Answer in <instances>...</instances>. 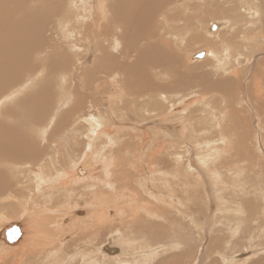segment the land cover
I'll use <instances>...</instances> for the list:
<instances>
[{
    "label": "rangeland",
    "instance_id": "rangeland-1",
    "mask_svg": "<svg viewBox=\"0 0 264 264\" xmlns=\"http://www.w3.org/2000/svg\"><path fill=\"white\" fill-rule=\"evenodd\" d=\"M57 1L58 0H56L55 2H57ZM175 1L176 0H173L171 5L169 4L168 7L173 8L172 6H173V3ZM180 1L181 0H179V3L177 4L176 10H173V11L179 10L181 8V7H179V6H181V3L182 4L185 3V5L187 6L186 11L189 12V14L191 16L190 17L191 25L189 24V27H188L189 34H191V36L194 37L193 39H195V41L191 40V43L189 42L186 45L183 44L181 50H179L180 53L185 52V54H186L185 56L188 57L187 60L189 62L184 61L183 64L180 65V68H179L180 75L186 74L185 76L187 77L186 79L188 81V84H185V83H187V81H185L183 79V82L185 81L184 86L183 85L174 86L171 89H173V90H180V89L185 90L187 88L188 90L186 89L185 93H183L182 91H175L174 94L178 97L174 96V94L172 92L169 94L168 101L170 104L174 105L171 107V109L173 108L171 114L173 115L175 113L176 109L179 107V105H181L182 102L179 103L178 102L179 99H177V98H180V96L182 94L185 95V94H188V93L190 94V93H194V92L198 93V94H202L204 91V92H206L205 93V96H206L205 99H202V102H204V103H206L204 100H209V99L214 98L213 102L216 104V107H217L215 110V114L217 115L218 118H217L216 126L212 127V129H210L208 131V135L212 134L211 135L212 141H216L219 144L225 145L222 149L223 152L225 151L224 153H222V159L226 160V162L228 161L229 163H231V165H229V168L227 166H225L224 169L227 167L224 170L225 173L219 172V170H221V169L219 167H216L217 157H215V159H211L209 161H206L209 163L206 166V168L207 167L208 168L207 169L203 168V170H202L201 169L202 167L200 166V164L203 163V161L199 157V153H198L199 149L197 147L198 142L202 141V140L196 141L195 139H189L187 137L184 138V140H186V143H183L184 147L187 149L186 152L184 153V157L189 156V155H190V157H187V159L183 160V161H180V160H177L174 162L169 161V159L167 157V152L169 150L173 149V145H172L173 136H172V134L174 132L171 124H175V126H176L175 129H177V127H179L178 123H176V121L175 122L174 121L173 122L172 121L171 122L165 121L159 117L156 119V121L153 119H150V118L157 117L158 115L156 114V115L152 116L151 113H148L149 111L146 109V107L150 106V105L149 104L145 105V102L149 101V98L144 96V94H143L144 90H141L142 94H143L141 99H137V96L133 92L127 93V90L125 88L123 89V85L126 87H128V86L130 87L131 85H133V83L135 84V83H137V81H139V80H137L138 79L137 68H138V70L144 69V60L147 61L145 59L147 57L144 58L143 56H145L146 53H143L137 57L136 56H125V57H123V55H125L124 52H121V56H119V54H120L119 52L123 51V50H121V48H118V49L114 48L113 49V47H114L113 46L110 49V50L116 51V52L111 51L112 55H110V56L121 57V59L126 58L127 61H130L129 64L132 65V67L134 69L131 70L130 72H126V73L122 72V76L121 75L119 76V80H117L120 82L118 87L121 89L120 90L121 96L119 98H116L113 100L108 99V97L110 95L109 93H113V91H114V89L111 88V83L113 81L111 79L110 82L108 83L110 88L107 91L106 90L98 91L89 100L85 101L86 99H84V102L90 101L88 108H87L88 111L89 110L90 111L89 112L87 111L88 113H86V114L85 113H79L78 110L76 109V108H79V104L74 102L75 99H77L76 95H80V93L77 92L78 90H70L69 89V90H57L56 91L55 88H54V90L53 89L49 90L52 88V83H54V84L58 83V85H62L63 79H61L58 76L54 77V78H52V75L47 76L48 70L44 69L41 77L37 81V84H35V86L29 90H23V93L19 96L20 102L22 100L21 105H22L23 109L25 107L29 106L31 103L33 105L41 104L42 114L36 110H34V113H33V110L30 111L32 115L28 118L29 121L27 120L29 123L27 122L23 125L21 123V129L24 132L29 133V135H25V137H23V138L21 137L20 139L17 138V140L16 139L13 140V148L12 149L16 150L14 148V147H16L17 152L14 151L15 152L14 153L12 150L11 153L13 152V154H15L16 157H15V155L13 156L11 154V156H13V159L7 157L8 163L5 165L2 163V165L0 167V170H3V171H0V175H1L0 186L3 185V183H5V184L7 183V185L3 189V191H5V193L3 191H1L0 193L1 194H8L9 192H13V193H11V199L10 200H8L7 202H2L0 204V233H1L2 229H4L8 224L18 223V222H19L18 223L19 225H21V226L23 225L25 227V233H26V236L20 238L19 239L20 241L18 240L17 241L18 243L16 242V244H8V243H6L5 238H2L0 236V254H2V255H0V264H6V263H4V261L7 262V264H18V263L19 264H34V263H31L30 260H32L33 262L35 261V264H40V262H43L41 260V252L40 251L43 247V240L46 236L49 237L48 239L50 240V243H52V245L54 247V251H55L53 256H51L49 258L48 262H54V261H56L55 260L56 257L57 258L60 257L59 259H61L62 264L63 263L64 264H70L71 260L76 258L78 252L82 251V252L86 253L85 255H87L88 249L90 250V247H91V242L88 243V238H89V235L91 233L90 234H85V233L92 229V226H93L92 224L94 223V221H91V223L88 225V227H86L87 224L86 225H83V224H84L85 220L88 221L86 219L87 215L85 213H83V214L79 213L78 214L79 209H84V208L87 209L92 202L90 196L88 195L87 190H83L84 182L81 181L80 183L78 182L79 184L78 183L76 184L73 181H66L67 186H68V191L58 192L56 197L52 198L50 201L48 199H44L43 198V194L45 193L44 190L47 187L49 189H53L54 187L52 186L53 184L45 182V184L42 183V189H40L41 179L38 178L41 175L40 169H39L40 166L35 167V164H33V167H32V164L28 166V164L24 158L25 153L22 152L23 146L26 144L25 142H29L30 144H32V145L34 144V145H37L39 147L41 159L44 160V164H43L44 165L43 166L44 175L42 176V179L47 180L50 177H54L55 175L58 174V171L71 170L72 165H70V164L74 161L75 155H82L84 150H89V153H88L89 158L88 159L90 161L96 162V164L94 165V170H95L94 174L99 173V177L97 179H102V180L103 179L104 180L111 179V182L108 185L107 189L103 188V192L105 191L106 194H108V198H109L108 200L112 202L110 205L111 209H116L115 210L116 211L115 216H119V217H118L117 221L115 220L113 223H108L102 229H100V233H99L100 237H98V239L94 242V245L96 247H98L100 243H102L103 241H106V240L107 241L108 240L113 241L112 244L121 246V242H120V239L117 235L116 228L119 227L120 224H123V220H122L123 219L122 218L123 213L122 212L126 208H128L127 206L130 205L129 203L123 201V199H124V197H137V196L142 194L141 196L143 198L140 196V199L142 201H145V202L148 201V203H150L153 206L156 205V207L160 206L159 208H161L163 210L168 208L171 210V213L175 216V219H173V218H170L172 215L168 214L163 219V218H157V217H154L151 215H147L146 218L143 216V218H141L136 224L134 222H130V223H133L131 225V228H130L131 231H134V232L137 231L139 234H142V233L146 234V239H143L140 242L141 247H144V251H146V253L144 255L150 254L151 248H154V249L159 248L158 249L159 253L157 255L156 254L152 255V259L145 262L146 264H224V262H225V264H227L229 262H232V259L235 261V262H232L234 264L238 261L241 262V264H244V263H246V264H248V263L249 264H264V233H263L264 232V228H263L264 227L263 226L264 218L256 220L253 222V224H255L254 226H257V228L260 231L259 230L257 231V236L254 239V241H258V239H259V241L257 242V244L254 245L253 248H251L252 251L250 249L248 252L245 251V253L243 254L244 256L240 254L243 251L242 244H241V243H243V240L242 241L236 240V242L241 247L237 244L238 247L236 246L235 251H230V249L226 247V242L229 241L230 239H233V237H234V236L233 237L231 236L232 230H230V229H232V225L226 226V223L224 221L218 220L219 218L222 220H227V217L222 215V213L218 210V208H219L218 206L216 208L213 205L211 206L210 203H213V202L212 201L209 202L207 199L208 196H207L206 192L202 191V189H201L202 179L200 178L203 175H205V177H210L211 175L212 176L214 175L215 177H217L216 183H215V185H216L219 182V180H221L224 177L226 179V183H227L226 186L229 185L227 187L226 192L223 193V195H221L225 198V200L228 199V201H232V200H230L231 196H235V197L238 196V197H236L237 199L241 198L243 196L246 200L249 199L251 201L253 208L258 207V206L262 207V205H264V36L257 28V26L259 25V22H257V20L259 18H261V15H260L261 11H258L255 8L251 9L249 11V14L251 16L249 18H246L244 22L239 23L238 26H235L236 24L233 25V23L235 20L234 17H236V15H237V10L232 9V7L234 5H236V6L241 5L242 3L240 2V0H227V1L226 0H185L183 2H180ZM119 2H123V0H105V6L110 5L108 13H109L110 19L112 20V24H114L115 21L117 19H120V17H121V13H119V14L115 13L114 14V12H113L114 11L113 5H115ZM132 5H145V6L151 7L153 5V0H149L145 4H140L139 0H126V2L123 5V14L125 16H127L128 18H130L131 12H129V11H131L130 6H132ZM63 7H61V8H63ZM141 10H143V11L146 10V7H141ZM241 11L243 12V9H241ZM255 11L257 12V14L254 13ZM174 13L177 14V16H179L180 20L182 21V18L185 15V13L178 12V11L174 12ZM238 17H239V15H238ZM229 20L231 21V25L228 23ZM117 21H119V20H117ZM55 22H56L55 17H52L49 20H47V32H46L45 37L50 39L49 34L51 35V33L56 32L57 25ZM217 22L218 23L219 22H221V23L225 22L226 24L225 25L221 24V28H219V31L217 33H215V30H212L213 35L210 36V34L207 31H208V29L211 30V25L215 24ZM247 22H249V24L252 27L247 26V24H246ZM119 24L126 26V24L123 23L121 20L118 22V25ZM130 25L136 26L135 24L133 25V23H131ZM174 25H175V27H180V24H174ZM127 31H130V30H127ZM132 31H135V30H132ZM113 33L114 32L112 30V34ZM194 34L197 35L198 37H195ZM198 38H199V41L197 40ZM230 43H233V46L236 45L234 47V51H235V48L238 46V48H240L242 52L245 51V54L238 56L239 58L237 56H236V58L234 56H230L227 58V60H224L222 58L223 62L226 61L225 68H227V69L226 70H215L216 68H214V65L216 63H218V65H221L219 59L221 58L220 56L223 53V47H225V46L230 47ZM245 45H246V47H245ZM53 49L54 48H50V51L52 50L51 53H54ZM210 49H212L215 54H218L219 57H216V56L214 57L213 55H207V56L203 55L201 57H197V54L209 51ZM72 51L77 52L78 50L73 49ZM117 53H118V56H117ZM130 57H132V58H130ZM136 58H138L140 60H138ZM141 58H143L144 60ZM94 60H95V58H93L92 61L89 63L83 62V64L80 66L81 69L82 68L83 69L79 72L80 76L78 77V80L81 81L83 79V74L81 72L84 69H86L87 67L89 69H91L93 67ZM176 63L177 62H173L170 67H167V68H169V71H171V72L174 71L173 73L167 74V75H165V77L163 76L162 79L159 78V80H161L160 82H157V83L155 82L151 85L156 86V88H158L159 91H162V92L166 91V93H167V91H169V90H165V89H167L166 84L172 85L175 83V84L179 85L181 83L178 81L179 75H178L177 71H175L172 68V67L176 66ZM86 64L87 65L89 64V65L87 66ZM114 65L115 64L113 62V66ZM2 66L4 69H2V67L0 65V71H1L0 73L6 71L5 64ZM21 66H22V70L27 71V68L25 67L24 64L23 65L21 64ZM33 66H35L36 68H41L42 64L39 61H33ZM185 69H188V71H192V72H188ZM151 72H152L151 75L154 78L157 77V73H159V74L162 73V72H157L154 70L152 71V69H151ZM163 73H166V72H163ZM191 73H192V75H191ZM28 75H31V74H28ZM35 76H38V74H36ZM46 76H47V83L45 84ZM180 79H181V77H180ZM226 80L229 82V85L226 84V82H225ZM67 81H72V80L69 79ZM117 81L115 82L116 85H117ZM44 85L46 86L45 89L41 90ZM63 86H65V85L63 84ZM196 88H197V90H196ZM223 88H225V89H223ZM207 90H230L229 93L227 92L228 94L226 93V97L228 96L230 101H221V99L219 97L220 94H218L217 96H216V94H213L214 95L213 96L210 93L208 94ZM259 90L261 93L258 92ZM59 91L61 93L58 94ZM73 91L74 92L76 91L77 93H74ZM65 92L66 93L68 92L70 94V96H74V99L66 101L67 103L62 102L63 101L62 98L66 94ZM257 92H258V95H257ZM82 94L84 95V92H82ZM34 95H36V96H34ZM51 95L52 96L54 95V96L52 97ZM44 96L46 97V103L43 99ZM101 96L102 97L104 96L107 99L106 101H104V104H107L110 106H107V107H106V105L102 106V103H100ZM47 97H49V98H47ZM159 97L162 98V94H159ZM189 97L186 96L183 100L186 101V99ZM55 98H57V99H55ZM72 102H73V104H72ZM63 103H65L66 106H64L65 104H63ZM222 103H223V106H222ZM225 103H226V105H225ZM82 105H83V101H82L81 106ZM199 105L200 104L195 105V106L189 105L187 108V110L189 109L188 112L190 114H192L190 111L194 112L193 113V116L195 115L194 117L199 116L200 112H201L199 110L201 105L200 106ZM226 107H228V108H226ZM123 109L125 112L123 111ZM187 110L185 112H187ZM221 111H222V113H220ZM217 112L219 115L220 114L221 115L218 116ZM105 113H106V115H105ZM195 113H197V114H195ZM55 114H56V116H55ZM80 114L82 115V123H81V126H79L80 125V119H81L80 118L79 119V125H78L79 128L78 127L75 128L76 129L75 132H77V130L79 129L77 134L79 132L81 134H83L87 130L86 127H83L84 125L87 124L86 123L87 120L91 121V123L93 124V126H92L93 129L90 130L92 140L90 139L91 141H90V148L89 149L82 144V142H83L82 138L78 137L75 139L70 134L67 135L68 140H66V137H65V131H68L69 129L72 128L71 126H73L75 124L74 119L77 117H81ZM99 114H103L104 118L102 116L100 117ZM125 114H126V116H125ZM144 114H145V116H144ZM209 115L212 118V113H209ZM105 116H107V118ZM35 117H36V119H35ZM93 117L97 118V120H93L92 119ZM113 117H115V118H113ZM38 118L39 119L41 118L42 121L39 120ZM66 118L69 120L68 125L71 124V126H69V128H68V126L65 127L66 122H64V120ZM108 119L110 120V123L108 122L109 121ZM159 119H160V122H158ZM118 120H119V122H118ZM13 121H14V118H13ZM89 121H88V123H89ZM46 122H47V124H50V122H51L52 126L51 127H50V125L46 126L47 125ZM122 122H124V123H122ZM163 123H165L164 125L171 126V129L173 131L170 128L169 129L171 131H169V129L167 127H164ZM114 124H116V125H114ZM137 125H139V126H137ZM217 125H218V127H217ZM58 126L60 127V129ZM124 126H126V127H124ZM42 127H44V128H42ZM56 130H58V131H56ZM60 130H61V132H60ZM46 131H47V133H46ZM56 132L58 135L56 134ZM164 132H165V134H164ZM200 133H203V131H201ZM73 134H75V133H73ZM77 134H75V135H77ZM86 134H87V132L84 133V135H82L84 137V140H88L85 137ZM42 135L43 136L46 135L47 137H44L45 138L44 139L42 137ZM55 135H57V136H55ZM127 135H129V136H127ZM143 135H144V137H143ZM206 135L204 134L205 137H206ZM210 135H209V137H210ZM157 136L159 137V139ZM113 137H117V139L113 138ZM122 137H124V138H122ZM147 137H149L150 139ZM220 137H222V138H220ZM5 139L8 142V140H7L8 138L5 137ZM228 139H229V141H228ZM19 140L22 143H20ZM27 140H30V141H27ZM102 140H103V142H104V140L105 141L107 140V141L104 142V144H103ZM65 141H66V143H65ZM78 141L80 143H78ZM134 141H135V143H134ZM95 142H97L98 144ZM190 142H191V144H190ZM192 142L194 145L192 144ZM140 144H141V146L142 145L143 146L139 147ZM126 145H127V147H126ZM153 145H154V147H153ZM150 146H151V148H150ZM18 148L20 149V154H18L19 153ZM58 148L60 150H62V149L65 150L64 154L62 151V154L60 155L61 157L59 159H57V161H52V163H51V160L49 161L48 157H49V155L52 154V151H54ZM91 148H92V150H91ZM100 148H102V149H100ZM144 148H145V150H144ZM149 149H152V152ZM165 151H167V152H165ZM204 151L205 150H201L200 153H202ZM114 152L116 153V155H114L115 154ZM159 153H160V155H159ZM162 153H164V154H162ZM165 153H166V155H165ZM204 153H207V152H204ZM232 153H234L233 155H235V157L232 155ZM236 153H238V154L236 155ZM129 154H130V156H128ZM239 154H241V155H239ZM131 155H132V157H131ZM22 156H23V158H22ZM239 156H240V158H239ZM109 158H112L113 160L109 159ZM125 158H126V160H125ZM243 158H244V160H243ZM22 160H24V161H22ZM130 161H132V162H130ZM153 161H154V164H152ZM124 162H126L127 164L129 163V164L127 165ZM133 162H135V163H133ZM136 162H138V163H136ZM254 162H255V164H254ZM9 163H10V165H9ZM50 163H51V165H50ZM17 164L19 167L17 166ZM24 164L26 166L23 167ZM105 164L107 166L104 169L103 168H102V170H101V168L99 169L100 165H105ZM140 164L142 166H138ZM212 164H214V165H212ZM238 165H240V166H238ZM212 166H215V168H213ZM230 168H231V170H230ZM25 169H27V170L25 171ZM129 169H131L132 172ZM160 169L163 170V172ZM214 169H216L215 170L216 173H214ZM142 170H144L143 171L144 173L142 172ZM204 170H211V171H209V173H207ZM100 171L103 173H101ZM127 171H128V173H127ZM229 171H231L232 173L239 172L240 173V175H239L240 179H238L237 181H233L232 176L229 174ZM147 172H148V174H147ZM104 173H106V174H104ZM124 174L126 176L128 174H131L132 176H134V178L136 180L133 182V184H134L133 188L134 189L125 188L124 190H125L126 195L123 194L124 195L123 198L120 199L118 197V190L122 189L123 184L119 180H121L125 176ZM156 174H157V176H156ZM183 174H184V176H183ZM116 175H118V176H116ZM194 176H196V177L194 178ZM219 176H221V177H219ZM142 177L144 179L146 178V180H147L146 184L148 186L147 188H149V189H145V186H146L145 183H143L141 185V187H143L142 190L140 189V184L142 182L141 179H143ZM161 178H163V179L161 180ZM16 180H17V182H16ZM156 180H158V181H156ZM199 181H200V183H199ZM255 181H257V182H255ZM210 182H211V180L208 183H210ZM244 182H245V184H244ZM14 183L16 185H14ZM248 185H250L251 187ZM238 186H240L241 188ZM193 187L198 188V190L193 192L192 195L187 196L183 192V190H189L190 191ZM229 188H231L230 190L232 191V193H231V191H228ZM38 189H40V192L35 193V191H38ZM248 189L249 190L251 189V191H249ZM110 190H112L113 193H111L109 195ZM115 190H117V191H115ZM156 190H157V192H156ZM220 190H222V186L219 189V191ZM262 190H263V193H262ZM180 191H181V193H180ZM116 192H117V194H116ZM131 192H132V194H131ZM140 192H141V194H139ZM212 193H214V191ZM249 193H251V194L249 195ZM210 194H211V192H210ZM245 194L247 195V197H245L246 196ZM86 195H88V196H86ZM128 195H130V196H128ZM149 195H151V196H149ZM14 196H15V198H14ZM178 198L180 200H178ZM14 199H15V201H14ZM151 201H152V203H151ZM74 202H77V204L79 203L78 206ZM120 202L121 203L123 202V203L121 204ZM177 202H178V204H177ZM133 203H136V200H134ZM123 205H124V207H123ZM215 205H217V204H215ZM218 205L221 206L222 204L219 203ZM50 207L52 210L50 209ZM64 207H65V209H64ZM48 208L51 211L48 210ZM211 208H215L213 212L211 211ZM17 209H18V211H17ZM14 210L16 211L15 214H14ZM119 210H121V211H119ZM45 211H48V212L45 213ZM67 211H69V212H67ZM2 212H3V214H2ZM74 214H75V216H74ZM209 215H210V217H209ZM214 215H216L217 217H215ZM218 215H220V216H218ZM83 216H86V217L83 218ZM68 218H69V220H68ZM208 218H209V221H208V223H206ZM15 219L18 221L17 222L14 221ZM72 219L74 221H72ZM88 219L91 220L90 217ZM11 221H12V223H11ZM21 222H24V224H22ZM76 222H78V223H76ZM154 222H155V224H154ZM199 223L202 225L201 227H200ZM160 226H161V228H160ZM223 226H224V228H223ZM168 227H170L171 229H172V227H175L177 229L176 231L179 233V235H181V236L183 235V238L186 237L185 240H187V241H185V243L182 245L177 244L176 248H170V246L174 243V240L173 239L166 240V238H165L164 234L166 231H164V229L170 230V228H168ZM260 227H261V229H260ZM29 229H31V230H29ZM60 229H61V231H60ZM138 229H140V230H138ZM262 229H263V231H262ZM44 231L46 232V234ZM185 231H187V232H185ZM123 232H124V228H123ZM220 234H221V236H220ZM37 237H38V239H37ZM220 237H222V239ZM225 238H227L226 239L227 241L225 240ZM236 239H237V237H236ZM83 241H85V243ZM107 241H106V243H107ZM63 243H64V245H63ZM80 243H83V244H81V246H80ZM40 244H42V245L40 246ZM2 245H3V247H2ZM246 245L248 247H250L251 242L250 241L246 242ZM256 245H258V246H256ZM9 246H11V247H9ZM14 246H16L17 248ZM35 246H37L38 248ZM39 247H40V249H39ZM141 247H139L138 251H140V249H143ZM59 248H60V250H59ZM187 248H190V249H187ZM218 248H219V250H218ZM255 248H257V249H255ZM228 249H229V251H228ZM37 250L39 251V254L37 253ZM75 250L77 252H75ZM216 250H218L220 252H218ZM57 251H59V252L56 253ZM95 251L96 250H94V253H97V251L96 252ZM221 251H222V253H221ZM239 251H240V253H239ZM2 252H4V253H2ZM32 252H34V254ZM123 252L124 251L122 249L121 253L124 256L121 253H119V255L117 254V255H113V256H115L119 259L122 258L121 259L122 261L124 259H125L124 261H131L132 257L138 256V254H139L138 252H135V253L132 252V250H127V251H125V253H123ZM228 252H229V254H228ZM235 252H237V253H235ZM256 252L258 254H256ZM14 253H16V254H14ZM230 253H232V254H230ZM6 254L9 255V257ZM37 254H38V256H37ZM251 254L253 255L252 257H254L255 259L252 257L250 258L251 260L249 259ZM237 255H239V256H237ZM2 256H5V259ZM36 257H38L37 259H39V260H36ZM222 258H224L223 259L224 261L221 260ZM245 258H247V259H245ZM13 259H15V260H13ZM27 259H28V262H27ZM78 259H79V257H78ZM200 259H202V260H200ZM20 260H22V262ZM36 261H37V263H36ZM239 262L237 264H240ZM85 263L86 262H84V263L82 262V264H85Z\"/></svg>",
    "mask_w": 264,
    "mask_h": 264
},
{
    "label": "bare ground",
    "instance_id": "bare-ground-1",
    "mask_svg": "<svg viewBox=\"0 0 264 264\" xmlns=\"http://www.w3.org/2000/svg\"><path fill=\"white\" fill-rule=\"evenodd\" d=\"M56 0H0V65L3 68L2 65L5 64L6 66V71L0 73V167L2 165V163L5 165L8 163L7 157L8 158H12L15 154H13L14 151L17 150L16 147H14L16 150H13V140H17V138H23L25 137V135H29V133L24 132L21 129V123L22 125L27 123L29 120L28 118L32 115L30 111L34 110L38 111L39 113L42 114V107L41 104L39 105H32L30 104L29 106L25 107L24 109L22 108L21 102H20V95L23 93V90H29L32 87L35 86V84H37V81L39 80V78L41 77L43 70L47 69L48 75H52V78L54 77H60L61 79H63V84L65 86L62 85H58V83L54 84L52 83V88L49 90H54V88L57 90H78L77 92L80 93V95H76L77 99H75V103L79 104V108H76L78 110L79 113H88V105L90 103V101L88 102H84V99H86L85 101L89 100L92 96H94L98 91L101 90H108L110 87L108 85V83L110 82V80L112 79V83H111V88L114 89L113 93H109V97L108 99L113 100L116 98H119L121 96L120 93V88L118 87L120 82L117 81L119 80V76H122V72L126 73V72H130L131 70H133L134 68L132 67V65L129 64L130 61H127L126 58L121 59V57H115V56H110L112 55L110 50L113 46V49L116 48H121V50L119 53V56H121V52H124L125 55H123V57L125 56H139L143 53H146L145 56H143L147 61L144 60V69H140L138 70L137 68V73H138V79L139 81H137V83H133V85H131L130 87H126L123 85V89L125 88L127 90V93L129 92H133L136 96L137 99H141L142 95L144 94V96H146L147 98H149V101L145 102V105H150L147 106L146 109L149 111L148 113H151V115H158L157 117L154 118H150L156 121V119L162 118L165 121H176V123H178L177 129L175 124H171L173 127V149L169 150L167 152V157L169 159V161L174 162L177 160L183 161L186 160L187 157H184V153L186 152V148L184 147L183 143H186V140H184L185 137L189 138V139H195L196 141L198 140H202L198 142V149H199V157L202 159L203 163L200 164V166L202 167L201 169L203 170V168H206V166L209 164L206 161H209L211 159H215V157H217V163H216V167H219L221 170H219V172L223 173L224 170L228 167L229 165H231V163L226 162V160L222 159V153L223 152V147L225 146L224 144H219L216 141H212L211 140V135L209 137L208 135V131L210 129H212V127L216 126V122H217V115L215 114V110H216V104L213 102V99H209V100H204L206 103L202 102V99H205V93L203 91L202 94H198V93H188L185 95H181L178 102L181 103V105H179V107L176 109L175 113L172 115V109L171 107L174 106L173 104H170L168 99H169V94L172 92L173 94L175 93V91H182L183 93H185V90H173L171 89L174 86H180V85H185L188 84L187 81V77L185 75H180L179 73V68L180 65L183 64L184 61H188L184 53H180L179 50H181L183 44H187V43H191V40L195 41V39H193L194 37L191 36V34H189V24L191 25L190 21V14L189 12H187V6L181 3V7L179 10H177L178 12H183L185 13V15L182 18V21L180 20L179 16H177V14H175L174 12L177 11H173L176 10L177 4L179 3V0H176L173 3V8L168 7V5L172 3L173 0H153V5L151 7L145 6V5H132L130 6V18H128L127 16H125L123 14V5L126 2V0H123V2H119L115 5H113L114 8V14H119L121 13V17L120 19L117 20H121L123 23L126 24V26L119 24L116 19L115 23L112 24V20L109 17V7L110 5L105 6V0H58L57 2H55ZM149 0H139L140 4H145L146 2H148ZM185 0H181L180 2H183ZM227 1V0H226ZM240 2L242 3L239 6L234 5L232 7V9H236L237 10V15L236 17H234V23L233 25L238 26L239 23L244 22L246 18H249L251 15L249 14V11L251 9H257L258 11H261V18H259L257 20V22H259V25L257 26L258 30L263 34L264 36V0H240ZM64 6V7H63ZM63 7V8H61ZM141 7H146V10H141ZM129 8V7H128ZM241 9H243V12L241 11ZM229 11V10H228ZM245 15H244V14ZM255 14H257V12H254ZM193 14V13H192ZM239 15V17H238ZM247 15V16H246ZM55 17L56 18V25H57V30L54 33H51L50 39L45 37L46 36V32H47V20H49L50 18ZM141 19V20H140ZM226 20V19H225ZM133 23V25L135 24L136 26H131L130 24ZM228 23L231 25V21L229 20ZM112 24V25H111ZM174 24H180V27H175ZM221 24H226L225 22L221 23V22H217L215 24L211 25V30L208 29V33L210 34V36L213 35L212 30H215V33H217L219 31V28H221ZM247 26L252 27L249 22L246 23ZM129 26V27H128ZM112 30H113V34H112ZM130 30V31H127ZM135 30V31H132ZM195 35V34H194ZM52 36V37H51ZM195 37H198L197 35H195ZM201 39V38H200ZM199 41V38L197 39ZM201 41V40H200ZM239 45V44H238ZM236 46V45H235ZM233 43H230V47L229 46H225L223 47V53L221 54V58L219 59L220 64L218 65V63H216L214 65V68H216L215 70H226L227 68H225V64L226 61L223 62L222 58L224 60H227L228 57L230 56H234L236 58V56H240L245 54V51H241L240 48H238V46L235 48L234 51V47ZM246 47V45H245ZM50 48H54L53 51L54 53H51ZM73 49H77L78 51H72ZM183 51V50H182ZM181 51V52H182ZM248 51V50H247ZM113 52H116L115 50ZM204 56L207 55H213L214 57H219L218 54H215L214 51L212 49H210L209 51L206 52H202ZM182 54V55H181ZM104 55V56H103ZM202 55V56H203ZM110 56V57H109ZM118 56V53H117ZM141 57V56H140ZM197 57H201L198 56ZM95 58L94 60V65L91 69H89L88 67L86 69H84L81 73L83 74V79L80 81L78 80L79 72L83 69H81V65L83 64V62L85 63H89L92 61V59ZM120 58V59H119ZM132 58V57H130ZM205 58V57H204ZM239 58V57H238ZM138 59V58H136ZM135 59V60H136ZM140 60V59H138ZM137 60V61H138ZM33 61H39L42 64L41 68H36L35 66H33ZM136 61V62H137ZM113 62H114V66H113ZM134 62V61H133ZM141 62V61H140ZM173 62H177L176 66L172 67L175 71H177L178 75H179V82H181L179 85L177 84H166L167 89L165 90H169L167 91H159L158 88H156V86L151 85L153 83H157L160 82L162 79V77L167 74L173 73L171 71H169V68L171 64ZM189 62V61H188ZM84 63V64H85ZM139 63V62H138ZM143 63V62H142ZM21 64L25 65V67L27 68L26 70H22V66ZM133 64V63H132ZM87 65V64H86ZM89 65V64H88ZM87 65V66H88ZM135 66V65H134ZM136 67V66H135ZM184 67V66H183ZM151 69L152 71H157V72H162L161 74L157 73V77L154 78L151 75ZM182 69V68H181ZM180 69V70H181ZM189 69V68H188ZM188 69H185L188 71ZM76 72H74V71ZM123 70V71H122ZM1 72V71H0ZM166 72V73H163ZM188 72H192V71H188ZM219 72V71H218ZM240 72V71H239ZM5 73V74H4ZM75 73V74H74ZM80 73V74H81ZM241 73V72H240ZM31 74V75H28ZM36 74H38V76H35ZM28 75V76H27ZM127 75V74H126ZM133 75V74H132ZM192 75V73H191ZM47 76L45 78V84L47 83ZM82 76V75H81ZM156 76V75H155ZM181 77V79H180ZM81 78V77H80ZM125 78V77H124ZM175 78V77H174ZM57 79V78H56ZM72 80V81H67V80ZM183 79L185 81H187V83L184 84ZM124 80V79H123ZM135 80V79H134ZM175 80V79H174ZM117 81V85L116 82ZM126 82V81H125ZM124 82V83H125ZM170 82V81H169ZM192 82V81H191ZM219 82V81H218ZM226 84L229 85V82L226 80L225 81ZM60 83V82H59ZM196 84V83H195ZM255 84V83H254ZM162 85V84H161ZM198 85V84H197ZM259 85V84H258ZM199 86V85H198ZM197 86V87H198ZM45 85L43 86V89H45ZM164 87V86H163ZM182 87V86H181ZM187 87V86H186ZM213 87V86H212ZM259 87V86H258ZM161 88V87H160ZM159 88V89H160ZM165 88V87H164ZM183 88V87H182ZM185 88V87H184ZM225 89V88H223ZM143 94H142V91ZM154 90V91H153ZM158 90V91H157ZM188 90V89H187ZM197 90V88H196ZM40 91V90H39ZM84 92V95L82 94V92ZM124 91V90H123ZM200 91V90H199ZM232 91V90H231ZM69 92V91H68ZM66 93L65 96L62 98V102H66L69 100H73L74 96H70L69 93ZM74 92V91H73ZM76 91L74 93H77ZM161 92V93H160ZM201 92V91H200ZM213 92V93H212ZM229 93L230 90H207V93L209 94H216V96L218 94L221 101H230L229 97H226V93ZM260 92V90L258 91ZM257 92V95H258ZM263 92V91H262ZM34 93V92H33ZM50 93V92H49ZM55 93V92H54ZM61 93L60 91L58 92V94ZM63 93V92H62ZM125 93V92H124ZM181 93V92H180ZM227 93V94H228ZM232 93V92H231ZM261 93V92H260ZM37 94V93H36ZM51 94V93H50ZM159 94H162V98L159 97ZM41 95V94H40ZM45 95V94H44ZM47 95V94H46ZM63 95V94H62ZM61 95V96H62ZM108 95V94H107ZM178 95V94H177ZM232 95V94H231ZM230 95V96H231ZM32 96V95H31ZM36 96V95H34ZM38 96V95H37ZM49 96V95H48ZM52 96V95H51ZM54 96V95H53ZM52 96V97H53ZM158 96V97H157ZM174 96H176L174 94ZM186 96H190L189 98L186 99V101H184L183 99ZM214 96V95H213ZM100 97V96H99ZM98 97V98H99ZM178 97V96H176ZM232 97V96H231ZM49 98V97H47ZM45 103H46V97H43ZM57 99V98H55ZM107 99L103 96H101L100 98V103H102V106H110L107 104H104V101H106ZM26 101V100H25ZM83 101V105L81 106ZM247 101V100H246ZM37 102V101H36ZM141 102V101H140ZM28 103V102H27ZM67 103V102H66ZM69 103V102H68ZM96 103V102H95ZM94 103V104H95ZM187 103V104H186ZM65 104V103H63ZM73 104V102H72ZM120 104V103H119ZM200 104L201 107L199 108L200 115L197 117L193 116L192 111H190L192 114H190L187 110L189 105H198ZM205 104V105H204ZM68 105V104H67ZM153 105V106H152ZM185 105V106H184ZM199 105V106H200ZM219 105V104H218ZM226 105V103H225ZM66 106V104L64 105ZM69 106V105H68ZM81 106V107H80ZM184 106V107H183ZM223 106V103H222ZM229 106V105H228ZM95 107V106H94ZM113 107V106H112ZM191 107V106H190ZM27 108V109H26ZM114 108V107H113ZM228 108V107H226ZM72 109V108H71ZM144 109V108H143ZM167 109V110H166ZM101 110V109H100ZM105 110V109H104ZM187 110V112H185ZM220 110V109H219ZM88 111V112H87ZM122 111V110H121ZM124 111V109H123ZM139 111V110H138ZM194 111V110H193ZM60 112V111H59ZM107 112V111H106ZM125 112V111H124ZM219 112V111H218ZM217 112V114H218ZM52 113V112H51ZM102 113V112H101ZM199 113V112H198ZM209 113H212V118L209 115ZM222 113V111L220 112ZM197 114V113H195ZM225 114V113H224ZM81 115V114H80ZM100 117L102 116L104 118L103 114H99ZM106 115V113H105ZM221 115V114H220ZM218 114V116H220ZM43 116V115H42ZM56 116V114H55ZM116 116V115H115ZM126 116V114H125ZM137 116V115H136ZM145 116V114H144ZM107 118V116H105ZM123 117V116H122ZM121 117V118H122ZM129 117V116H128ZM14 118V121H13ZM52 118V117H51ZM81 118V119H80ZM115 118V117H113ZM117 118V117H116ZM136 118V117H135ZM36 119V117H35ZM39 119V118H38ZM79 119H80V125H79ZM93 120H97V118L93 117ZM161 119V120H162ZM221 119V118H220ZM225 119V118H224ZM227 119V118H226ZM262 119V118H261ZM28 120V121H27ZM41 120V118L39 119ZM106 120V119H105ZM109 120V119H108ZM219 120V119H218ZM42 121V120H41ZM89 120L86 121V125H84L83 127H86L87 130L84 132L87 134L85 135V137L88 140H84V137L80 132L77 134V132L79 131V129L76 131L75 128H79V126H81L82 123V115L81 117H77L74 119V125L71 126L68 125L69 124V120L66 118L64 120V122H66L65 127L71 126L72 128L69 129L68 131H65V137L66 140H68L67 135H71L73 136V138H82L83 142L82 144L87 147L88 149L90 148V141L91 139V131L93 128V124L91 123V121ZM152 121V120H151ZM150 121V122H151ZM158 121V120H157ZM228 121V120H227ZM45 122V121H44ZM54 122V121H53ZM60 122V121H59ZM58 122V123H59ZM110 123V120L108 121ZM119 122V120H118ZM131 122V121H130ZM160 122V119L159 121ZM163 122V121H162ZM219 122V121H218ZM223 122V121H222ZM260 122V121H259ZM29 123V122H28ZM124 123V122H122ZM143 123V122H142ZM224 123V122H223ZM222 123V124H223ZM47 124V122H46ZM45 124V125H46ZM52 123L50 122V124H47L46 126L50 127ZM57 124V123H56ZM121 124V123H120ZM147 124V123H146ZM165 123H163L164 127H167L168 129H171V126L169 125H164ZM170 124V123H169ZM219 124V123H218ZM29 125V124H28ZM59 125V124H58ZM79 125V126H78ZM116 125V124H114ZM130 125V124H129ZM159 125V124H158ZM224 125V124H223ZM42 126V125H41ZM139 126V125H137ZM161 126V125H160ZM257 126V125H256ZM59 127V126H58ZM62 127V126H61ZM126 127V126H124ZM144 127V126H143ZM218 127V125H217ZM44 128V127H42ZM63 128V127H62ZM81 128V127H80ZM101 128V127H100ZM133 128V127H132ZM40 129V128H39ZM49 129V128H48ZM60 129V127H59ZM83 129V128H82ZM145 129V128H144ZM148 129V128H147ZM154 129V128H153ZM160 129V128H159ZM169 129V131H171ZM220 129V128H219ZM62 130V129H61ZM60 130V132H61ZM146 130V129H145ZM162 130V129H161ZM172 130V131H173ZM58 131V130H56ZM81 131V130H80ZM108 131V130H107ZM130 131V130H129ZM150 131V130H149ZM148 131V132H149ZM164 131V130H163ZM201 131H203V133L206 135V137L204 136L203 133H200ZM221 131V130H220ZM49 132V131H48ZM94 132V131H93ZM125 132V131H124ZM128 132V131H127ZM199 132V133H198ZM224 132V131H223ZM45 133V132H44ZM47 133V131H46ZM45 133V134H46ZM59 133V132H58ZM77 135H75V134ZM126 133V132H125ZM130 133V132H129ZM142 133V132H141ZM225 133V132H224ZM228 133V132H227ZM226 133V134H227ZM57 134V132H56ZM134 134V133H133ZM165 134V132H164ZM218 134V133H217ZM47 135V134H46ZM43 136L42 137H47V136ZM58 135V134H57ZM55 135V136H57ZM129 136V135H127ZM135 136V135H134ZM155 136V135H154ZM228 136V135H227ZM5 137H7L8 142L6 141ZM64 137V136H63ZM118 137V136H117ZM117 137H113L116 138ZM138 137V136H137ZM144 137V135H143ZM158 137V136H157ZM205 137V138H204ZM34 138V137H33ZM85 138V139H86ZM112 138V137H111ZM124 138V137H122ZM149 138V137H147ZM222 138V137H220ZM32 139V138H31ZM41 139V138H40ZM45 139V138H44ZM91 139V140H90ZM150 139V138H149ZM159 139V137H158ZM47 140V139H46ZM112 140V139H111ZM122 140V139H121ZM223 140V139H222ZM30 141V140H27ZM64 141V140H63ZM107 141V140H106ZM104 140V142H106ZM115 141V140H114ZM158 141V140H157ZM225 141V140H224ZM229 141V139H228ZM20 142V140H19ZM103 142V140H102ZM103 142V144H104ZM139 142V141H138ZM159 142V141H158ZM194 142V141H193ZM192 142V144H193ZM22 143V142H20ZM26 144L23 146L22 152H24V158L29 165L35 164V167H39L40 166V177H38L39 179H41V187L40 189H42V183L45 184V182L53 184L52 186L54 187L53 189H49L48 187L44 190L45 193L43 194V198L44 199H48L49 201L52 198H55L56 195L58 194V192L60 191H68V186L66 181H73L76 184L79 182H84L83 185V190H87L88 195L91 198V204L90 206L85 209H79L78 214H83L85 213L87 215L83 216L86 217V219L88 221H84L83 225H86V227H88V225L91 223V221H94V223L92 224V229L88 232H86L85 234H90L89 238H88V243L91 242V247L90 250L88 249V253L87 255H85V252H78L77 256L75 259H72L70 264H82V262H86L85 264H144L145 262L149 261L152 259V255L154 254H158L159 251L157 249L151 248L150 249V254H146V251H144V247H141L140 242L143 239H146V234L142 233L139 234L137 231H131V225L133 223L130 222H134L135 224L141 219L143 218V216L146 218L147 215H151L157 218H165V216H167L168 214H171L172 216L170 218L175 219V216L171 213V210L166 208L165 210L151 205L150 203L142 201L140 199V196L142 195L141 192L139 194V196L137 197H124L123 201L129 203L130 207L127 206L128 208H126L121 214L123 215V224H120L119 227L116 228L117 231V235L120 239L121 242V246L120 245H115L112 244L113 241H103L102 243L99 244L98 247H96L94 245V242L98 239V237H100L99 233H100V229H102L105 225H107L108 223H113L115 220H118L119 216H115L116 214V209H111V201H109L108 199V194H106V192H103V188L108 187V185L111 182V179H107V180H102V179H97L99 177V173H95L94 174V165L96 164L95 161H90L89 158V150H84L82 155H75L74 161L70 164L72 165L71 170H66V171H58V174L55 175L54 177H50L47 180L42 179V176L44 175V170H43V164H44V160L41 159L40 156V150L39 147L37 145H32L29 142H25ZM34 143V142H33ZM66 143V141H65ZM78 143H80L78 141ZM97 143V142H95ZM135 143V141H134ZM137 143V142H136ZM145 143V142H144ZM156 143V142H155ZM98 144V143H97ZM120 144V143H119ZM191 144V142H190ZM228 144V143H227ZM42 145V144H41ZM125 145V144H124ZM134 145V144H133ZM194 145V144H193ZM196 145V144H195ZM102 146V145H101ZM122 146V145H121ZM130 146V145H129ZM141 146V144L139 145V147ZM143 146V145H142ZM141 146V147H142ZM164 146V145H163ZM166 146V145H165ZM20 147V146H19ZM38 147V148H37ZM58 147V146H57ZM93 147V146H92ZM96 147V146H95ZM107 147V146H106ZM105 147V148H106ZM127 147V145H126ZM137 147V146H136ZM148 147V146H147ZM154 147V145H153ZM170 147V146H169ZM21 148V147H20ZM65 148V147H64ZM99 148V147H98ZM103 148V147H102ZM100 148V149H102ZM123 148V147H122ZM151 148V146H150ZM19 149V148H18ZM107 149V148H106ZM112 149V148H111ZM115 149V148H114ZM125 149V148H124ZM132 149V148H131ZM162 149V148H161ZM167 149V148H166ZM13 150V152L11 153V151ZM92 150V148H91ZM133 150V149H132ZM135 150V149H134ZM145 150V148H144ZM152 152V149H149ZM201 150H205L204 152L207 153H200ZM44 151V150H43ZM64 154L65 150H60L59 148L52 151V154L49 155L48 159L49 161H57V159H59L62 154ZM116 151V150H115ZM190 151V150H189ZM198 151V150H197ZM17 152V151H16ZM42 152V151H41ZM105 152V151H104ZM118 152V151H117ZM138 152V151H137ZM147 152V151H146ZM15 153V152H14ZM81 153V152H80ZM108 153V152H107ZM115 153V152H114ZM131 153V152H130ZM149 153V152H148ZM11 154L13 156H11ZM20 154V149H19V153ZM74 154V153H73ZM77 154V153H76ZM104 154V153H103ZM137 154V153H136ZM140 154V153H139ZM153 154V153H152ZM164 154V153H162ZM234 153H232L233 155ZM238 153H236L237 155ZM100 155V154H99ZM102 155V154H101ZM107 155V154H106ZM113 155V154H112ZM116 155V153L114 154ZM118 155V154H117ZM126 155V154H125ZM143 155V154H142ZM147 155V154H146ZM160 155V153H159ZM166 155V153H165ZM241 155V154H239ZM104 156V155H103ZM120 156V155H119ZM122 156V155H121ZM130 156V154L128 155ZM138 156V155H137ZM235 157V155H233ZM232 156V157H233ZM16 157V155H15ZM63 157V156H62ZM105 157V156H104ZM108 157V156H107ZM124 157V156H123ZM132 157V155H131ZM139 157V156H138ZM147 157V156H146ZM145 157V158H146ZM152 157V156H151ZM212 157V158H211ZM243 157V156H242ZM23 158V156H22ZM194 158V157H193ZM227 158V157H226ZM238 158V157H237ZM240 158V156H239ZM112 159V158H109ZM124 159V158H123ZM132 159V158H131ZM159 159V158H158ZM161 159V158H160ZM222 159V160H221ZM234 159V158H233ZM113 160V159H112ZM120 160V159H119ZM126 160V158H125ZM130 160V159H129ZM192 160V159H191ZM195 160V159H194ZM215 160V161H216ZM244 160V158H243ZM242 160V161H243ZM24 161V160H22ZM105 161V160H104ZM123 161V160H122ZM141 161V160H140ZM149 161V160H148ZM237 161V160H236ZM100 162V161H99ZM102 162V161H101ZM111 162V161H110ZM109 162V163H110ZM118 162V161H117ZM132 162V161H130ZM147 162V161H146ZM152 162V161H151ZM150 162V163H151ZM240 162V161H239ZM246 162V161H245ZM244 162V163H245ZM46 163V162H45ZM48 163V162H47ZM50 163V165H51ZM126 163V162H124ZM135 163V162H133ZM138 163V162H136ZM140 163V162H139ZM162 163V162H161ZM196 163V162H195ZM234 163V162H233ZM236 163V162H235ZM238 163V162H237ZM247 163V162H246ZM66 164V163H65ZM99 164V163H98ZM127 164V163H126ZM129 164V163H128ZM127 164V165H128ZM154 164V161L153 163ZM211 164V163H210ZM255 164V162H254ZM261 164V163H260ZM10 165V163H9ZM12 165V164H11ZM16 165V164H15ZM55 165V164H54ZM109 165V164H108ZM125 165V164H124ZM133 165V164H132ZM214 165V164H212ZM235 165V164H234ZM243 165V164H242ZM18 166V164H17ZM16 166V167H17ZM26 166L25 164L23 165V167ZM107 165H100L99 169L102 168L104 169ZM138 166H142L141 164ZM179 166V165H178ZM184 166V165H183ZM227 166L225 169L224 167ZM240 166V165H238ZM253 166V165H252ZM255 166V165H254ZM19 167V166H18ZM96 167V166H95ZM113 167V166H112ZM137 167V166H136ZM161 167V166H160ZM181 167V166H180ZM187 167V166H186ZM199 167V166H198ZM213 168H215V166H212ZM243 167V166H242ZM251 167V166H250ZM22 168V167H21ZM98 168V167H97ZM132 168V167H131ZM142 168V167H141ZM144 168V167H143ZM150 168V167H149ZM190 168V167H189ZM208 168V167H207ZM206 168V169H207ZM244 168V167H243ZM242 168V169H243ZM248 168V167H247ZM20 169V168H19ZM36 169V168H35ZM50 169V168H49ZM145 169V168H144ZM151 169V168H150ZM185 169V168H184ZM192 169V168H191ZM217 169V168H216ZM214 169V173L215 170ZM245 169V168H244ZM27 169H25L26 171ZM97 170V169H96ZM116 170V169H115ZM131 171V169H129ZM138 170V169H137ZM157 170V169H156ZM161 170V169H160ZM165 170V169H164ZM172 170V169H171ZM189 170V169H188ZM231 170V168H230ZM3 171V170H0ZM140 171V170H139ZM144 170H142L143 172ZM151 171V170H150ZM163 172V170H161ZM192 171V170H191ZM195 171V170H194ZM199 171V170H198ZM207 173H209V171L211 170H204ZM245 171V170H244ZM52 172V171H51ZM101 172V171H100ZM107 172V171H106ZM132 172V171H131ZM130 172V173H131ZM134 172V171H133ZM203 172V171H202ZM201 172V173H202ZM218 172V173H219ZM257 172V171H256ZM103 173V172H101ZM115 173V172H114ZM128 173V171H127ZM144 173V172H143ZM188 173V172H187ZM186 173V174H187ZM194 173V172H193ZM225 173V172H224ZM245 173V172H244ZM260 173V172H259ZM21 174V173H20ZM106 174V173H104ZM108 174V173H107ZM113 174V173H112ZM132 174V173H131ZM131 174H128L127 176L125 175L121 180V183L123 184L122 189L118 190V197L121 199L123 198V194H125V188H129V189H134L133 188V182L136 180L134 178V176H132ZM148 174V172H147ZM152 174V173H151ZM190 174V173H189ZM229 174L232 176L233 181H237L239 178L240 173L236 172V173H232L231 171H229ZM242 174V173H241ZM254 174V173H253ZM258 174V173H257ZM263 174V173H262ZM9 175V174H8ZM29 175V174H28ZM199 175V174H198ZM18 176V175H17ZM20 176V175H19ZM38 176V175H37ZM114 176V175H113ZM118 176V175H116ZM138 176V175H137ZM157 176V174H156ZM159 176V175H158ZM184 176V174H183ZM189 176V175H188ZM192 176V175H191ZM210 176V175H209ZM222 176V175H221ZM219 176V177H221ZM246 176V175H245ZM250 176V175H249ZM1 177V175H0ZM6 177V176H5ZM35 177V176H34ZM165 177V176H164ZM173 177V176H172ZM196 176H194L195 178ZM223 177V176H222ZM25 178V177H24ZM31 178V177H30ZM44 178V177H43ZM143 178V177H142ZM150 178V177H149ZM157 178V177H156ZM170 178V177H169ZM193 178V179H194ZM202 179V191L206 192L207 194V199L209 202H213L210 203L211 206L213 205L215 208L218 206V210L222 213L223 216L227 217V220H222V219H218L219 221H224L226 223V226H230L232 225V230L231 231V236L233 237V239H230L229 241H227L225 238L226 242V247L230 249V251H235L236 246H237V241L239 240H243L242 244V248L243 251L242 253H239L241 255H243L245 253V251H249V249L252 251L251 248L254 247L255 244H257V242L259 241H254V239L257 236V231L259 230L257 228V226H254L255 224H253L254 221L259 220V219H263L264 218V205H262V207L258 206L253 208V205L251 203V201L248 199L246 200L243 196L241 198H236L238 196H231L230 200L232 201H228L225 200V198L221 195H223V193L226 192L227 187L226 186V179L223 177L221 180H219V182L215 185L216 183V178L214 175L210 176V177H205V175L200 177ZM231 178V177H230ZM248 178V177H247ZM259 178V177H258ZM17 179V178H16ZM163 178H161L162 180ZM251 179V178H250ZM257 179V178H256ZM113 180V179H112ZM196 180V179H195ZM211 180L210 183H208ZM14 181V180H13ZM141 184H140V189L142 190L143 187H141V185L143 183H145V189H149L147 188V180L146 178L141 179ZM158 181V180H156ZM192 181V180H191ZM241 181V180H240ZM251 181V180H250ZM15 182V181H14ZM17 182V180H16ZM153 182V181H152ZM168 182V181H167ZM197 182V181H196ZM239 182V181H238ZM257 182V181H255ZM27 183V182H26ZM78 183V184H79ZM175 183V182H174ZM200 183V181H199ZM13 184V183H12ZM28 184V183H27ZM245 184V182H244ZM7 185V183H3V185L0 186V192L3 191V189L5 188V186ZM14 185H16L14 183ZM29 185V184H28ZM75 185V184H74ZM157 185V184H156ZM169 185V184H168ZM215 185V186H214ZM242 185V184H241ZM251 185V184H250ZM248 185V186H250ZM47 186V185H46ZM222 186V190L219 191V189ZM237 186V185H236ZM235 186V187H236ZM13 187V186H12ZM80 187V186H79ZM136 187V186H135ZM188 187V186H187ZM234 187V186H233ZM240 187V186H238ZM251 187V186H250ZM29 188V187H28ZM139 188V187H138ZM164 188V187H163ZM241 188V187H240ZM8 189V188H7ZM14 189V188H13ZM30 189V188H29ZM28 189V190H29ZM40 189H38V191H35V193H39ZM115 189V188H114ZM231 188L228 189V191ZM235 189V188H234ZM52 190V191H51ZM71 190V189H70ZM75 190V189H74ZM79 190V189H78ZM77 190V191H78ZM124 190V191H123ZM137 190V189H136ZM151 190V189H150ZM158 190V189H157ZM156 190V192H157ZM198 188L193 187L190 191L189 190H183V192L189 196L192 195L193 192L197 191ZM249 190V189H248ZM10 191V190H9ZM117 191V190H115ZM135 191V190H134ZM176 191V190H175ZM178 191V190H177ZM182 191V190H181ZM180 191V193H181ZM211 194H210V192ZM214 191V193H212ZM247 191V190H246ZM245 191V192H246ZM251 191V189L249 190ZM257 191V190H256ZM255 191V192H256ZM5 193V191H3ZM29 192V191H28ZM81 192V191H80ZM153 192V191H152ZM11 193L13 192H9L8 194H1L0 195V204L2 202H7L8 200L11 199ZM77 193V192H76ZM113 193L112 190H110L109 195ZM130 193V192H129ZM232 193V191H231ZM263 193V190H262ZM15 194V193H14ZM117 194V192H116ZM132 194V192H131ZM138 194V193H137ZM157 194V193H156ZM230 194V193H229ZM251 193H249L250 195ZM35 195V194H34ZM86 195V196H88ZM126 195V194H125ZM211 195V196H210ZM233 195V194H232ZM237 195V194H236ZM246 195V194H245ZM244 195V196H245ZM77 196V195H76ZM82 196V195H81ZM130 196V195H128ZM151 196V195H149ZM168 196V195H167ZM186 196V197H187ZM230 196V195H229ZM28 197V196H27ZM26 197V198H27ZM84 197V196H83ZM142 197V196H141ZM185 197V198H186ZM228 197V196H227ZM240 197V196H239ZM247 197V195L245 196ZM15 198V196H14ZM143 198V197H142ZM161 198V197H160ZM158 199V198H157ZM253 199V198H252ZM134 200H136V203H133ZM144 200V199H143ZM152 200V199H151ZM160 200V199H159ZM158 200V201H159ZM178 200H180L178 198ZM15 201V199H14ZM33 201V200H32ZM81 201V200H80ZM173 201V200H172ZM176 201V200H175ZM174 201V202H175ZM27 202V201H26ZM115 202V201H114ZM145 202V203H144ZM190 202V201H189ZM77 204V202H74ZM121 203V202H120ZM123 203V202H122ZM121 203V204H122ZM152 203V201H151ZM163 203V202H162ZM207 203V202H206ZM221 203L222 205L219 206L218 204ZM229 203V204H228ZM70 204V203H69ZM79 204V203H78ZM77 204V206H78ZM88 204V203H87ZM164 204V203H163ZM178 204V202H177ZM217 204V205H215ZM6 205V204H5ZM27 205V204H26ZM118 205V204H117ZM116 205V206H117ZM80 206V205H79ZM15 207V206H14ZM26 207V206H25ZM28 207V206H27ZM124 207V205H123ZM163 207V206H162ZM184 207V206H183ZM11 208V207H10ZM16 208V207H15ZM46 208V207H45ZM54 208V207H53ZM67 208V207H66ZM122 208V207H121ZM215 208H211V211L213 212ZM23 209V208H22ZM26 209V208H25ZM51 209V207H50ZM48 208V210H50ZM55 209V208H54ZM65 209V207H64ZM12 210V209H11ZM24 210V209H23ZM44 210V209H43ZM46 210V209H45ZM52 210V209H51ZM50 210V211H51ZM56 210V209H55ZM67 210V209H66ZM65 210V211H66ZM18 211V209H17ZM73 211V210H72ZM71 211V212H72ZM121 211V210H119ZM15 210H14V214H15ZM43 212V211H42ZM48 211H45V213ZM61 212V211H60ZM69 212V211H67ZM74 213V212H73ZM3 214V212H2ZM217 214V213H216ZM5 215V214H4ZM69 215V214H68ZM73 215V214H72ZM75 216V214H74ZM215 217H217L216 215H214ZM220 216V215H218ZM11 217V216H10ZM91 218L88 219V218ZM210 217V215H209ZM13 218V217H12ZM63 218V217H62ZM77 218V217H76ZM168 218V217H167ZM166 218V219H167ZM212 218V217H211ZM210 218V219H211ZM64 219V218H63ZM67 219V218H66ZM80 219V218H79ZM78 219V220H79ZM216 219V220H217ZM26 220V219H25ZM69 220V218H68ZM71 220V219H70ZM158 220V219H157ZM217 220V221H218ZM14 221H18V220H14ZM72 221H74L72 219ZM177 221V220H176ZM208 220L206 221V223H208ZM262 221V220H261ZM71 222V221H70ZM264 222V221H263ZM2 223V222H1ZM12 223V221H11ZM19 223V222H18ZM18 223H12V224H8L4 229H2L0 236L2 238H5L6 243L8 244H16V242L22 238L26 236L25 233V227L22 225H19ZM22 224H24V222H21ZM20 223V224H21ZM78 223V222H76ZM118 223V222H117ZM130 223V224H129ZM198 223V222H197ZM216 223V222H215ZM259 223V222H258ZM4 224V223H3ZM2 224V225H3ZM74 224V223H73ZM155 224V222H154ZM200 224V223H199ZM257 224V223H256ZM260 224V223H259ZM5 225V224H4ZM29 225V224H28ZM72 225V224H71ZM114 225V224H113ZM157 225V224H156ZM192 225V224H191ZM195 225V224H194ZM17 227L20 231V234L17 238H15L12 242L8 241V232L11 231L13 229V227ZM26 226V225H25ZM43 226V225H42ZM64 226V225H63ZM162 226V225H161ZM160 226V228H161ZM196 226V225H195ZM202 225L200 224V227ZM264 226V224H263ZM33 227V226H32ZM61 227V226H60ZM84 227V226H83ZM138 227V226H137ZM157 227V226H156ZM177 227V226H176ZM204 227V226H203ZM44 228V227H43ZM47 228V227H46ZM62 228V227H61ZM65 228V227H64ZM123 228H124V232H123ZM158 228V227H157ZM170 228V227H168ZM197 228V227H196ZM221 228V227H220ZM224 228V226H223ZM264 228V227H263ZM182 229V228H181ZM261 229V227H260ZM31 230V229H29ZM42 230V229H41ZM140 230V229H138ZM146 230V229H145ZM177 229L175 227H172V229L170 228V230H165V238L166 240L168 239H173L174 243L170 246V248H176L177 244H184L186 237L183 238V235H179V233L176 231ZM185 230V229H184ZM61 231V229H60ZM64 231V230H63ZM152 231V230H151ZM180 231V230H179ZM260 231V230H259ZM263 231V229H262ZM36 232V231H35ZM43 232V231H42ZM45 232V231H44ZM149 232V231H148ZM181 232V231H180ZM187 232V231H185ZM227 232V231H226ZM28 233V232H27ZM31 233V232H30ZM39 233V232H38ZM63 233V232H62ZM136 233V234H135ZM191 233V232H190ZM221 233V232H220ZM259 233V232H258ZM264 233V232H263ZM44 234V233H43ZM46 234V232H45ZM181 234V233H180ZM184 234V233H183ZM31 235V234H30ZM29 235V236H30ZM40 235V234H39ZM63 235V234H62ZM124 235V236H123ZM148 235V234H147ZM185 235V234H184ZM219 235V234H218ZM263 235V234H262ZM45 236V235H44ZM111 236V235H110ZM221 236V234H220ZM68 237V236H67ZM117 237V238H118ZM188 237V236H187ZM191 237V236H190ZM237 237V239H236ZM263 237V236H262ZM34 238V237H33ZM49 237H45L43 240V247L41 249V260L43 262H40V264H62L61 259L59 258H55L56 261L54 262H48L49 258L51 256H53L54 254V247L52 245V243H50V240L48 239ZM64 238V237H63ZM75 238V237H74ZM222 239V237H220ZM38 239V237H37ZM164 239V238H163ZM229 239V238H228ZM263 239V238H262ZM57 240V239H56ZM73 240V239H72ZM75 240V239H74ZM116 240V239H115ZM172 240V241H173ZM20 241V240H19ZM28 241V240H27ZM40 241V240H39ZM190 241V240H189ZM250 241L251 245L250 247H248L246 245V242ZM85 243V241H83ZM209 242V241H208ZM18 243V242H17ZM42 243V242H41ZM106 243V244H105ZM4 244V243H3ZM83 243H80V246ZM105 244V245H104ZM148 244V243H147ZM158 244V243H157ZM215 244V243H214ZM6 245V244H5ZM4 245V246H5ZM21 245V244H20ZM35 245V244H34ZM33 245V246H34ZM37 245V244H36ZM42 244H40L41 246ZM64 245V243H63ZM104 245V246H103ZM146 245V244H145ZM239 245V244H238ZM260 245V244H259ZM24 246V245H23ZM79 246V247H80ZM88 246V245H87ZM218 246V245H217ZM240 246V245H239ZM258 246V245H256ZM3 247V245H2ZM11 247V246H9ZM16 247V246H14ZM37 247V246H35ZM78 247V248H79ZM84 247V246H83ZM82 247V248H83ZM139 247L143 248L139 250ZM153 247V246H152ZM187 247V246H186ZM189 247V246H188ZM214 247V246H213ZM238 247V246H237ZM241 247V246H240ZM260 247V246H259ZM17 248V247H16ZM38 248V247H37ZM85 248V247H84ZM89 248V247H88ZM217 248V247H216ZM224 248V247H223ZM13 249V248H12ZM25 249V248H24ZM40 249V247H39ZM38 249V250H39ZM123 249V253H125V251L127 250H132V252H138V256H134L132 257L131 261H122L121 259L113 256V255H119V253L122 252ZM190 249V248H187ZM228 249V251H229ZM257 249V248H255ZM9 250V249H8ZM37 250V253L39 254V251ZM60 250V248H59ZM83 250V249H82ZM94 250L97 251V253H94ZM175 250V249H174ZM205 250V249H204ZM219 250V248H218ZM216 250V251H218ZM221 250V249H220ZM4 251V250H3ZM10 251V250H9ZM24 251V250H23ZM32 251V250H31ZM30 251V252H31ZM95 251V252H96ZM187 251V250H186ZM13 252V251H12ZM59 251H57L56 253H58ZM75 252H77L75 250ZM220 252V251H218ZM225 252V251H224ZM254 252V251H253ZM4 253V252H2ZM34 254V252H32ZM128 253V252H127ZM195 253V252H194ZM222 253V251H221ZM237 253V252H235ZM255 253V252H254ZM253 253V254H254ZM263 253V252H262ZM11 254V253H10ZM16 254V253H14ZM37 254V256H38ZM122 254V253H121ZM193 254V253H192ZM191 254V255H192ZM229 254V252H228ZM232 254V253H230ZM256 254H258L256 252ZM255 254V255H256ZM2 255V254H0ZM7 255V254H6ZM13 255V254H12ZM19 255V254H18ZM22 255V254H21ZM25 255V254H24ZM73 255V254H72ZM123 255V254H122ZM121 255V256H122ZM225 255V254H224ZM235 255V254H234ZM9 257V255H7ZM28 256V255H27ZM31 256V255H30ZM33 256V255H32ZM36 256V255H35ZM124 256V255H123ZM206 256V255H205ZM221 256V255H220ZM239 256V255H237ZM236 256V257H237ZM244 256V255H243ZM250 256V255H249ZM253 255L251 254V256L249 257V259L252 257ZM261 256V255H260ZM5 259V256H2ZM34 257V256H33ZM62 257V256H61ZM79 257V259H78ZM159 257V256H158ZM228 257V256H227ZM241 257V256H240ZM16 258V257H15ZM38 257H36V260ZM69 258V257H68ZM244 258V257H243ZM248 258V257H247ZM245 258V259H247ZM254 258V257H252ZM23 259V258H22ZM33 259V258H32ZM224 258H222L221 260H223ZM229 259V258H228ZM240 259V258H239ZM255 259V258H254ZM15 260V259H13ZM24 260V259H23ZM35 260V259H34ZM52 260V259H51ZM82 260V261H81ZM202 260V259H200ZM231 260V259H230ZM241 260V259H240ZM251 260V259H250ZM17 261V260H16ZM22 262V260H20ZM25 261V260H24ZM31 263L35 264V261L33 262L32 260H30ZM29 261V262H30ZM224 261V260H223ZM238 261V260H237ZM244 261V260H243ZM247 261V260H246ZM9 262V261H8ZM14 262V261H13ZM28 262V259H27ZM232 262H235L232 259ZM232 262H229L227 264H234ZM239 262V261H238ZM238 262H236L235 264H237ZM245 262V261H244ZM243 262V263H244ZM254 262V261H253ZM263 262V261H262ZM4 263L7 264V262L4 261ZM26 263V262H25ZM37 263V261H36ZM172 263V262H171ZM175 263V262H174ZM197 263V262H196ZM241 264V262H239ZM19 264V263H18ZM64 264V263H63ZM146 264V263H145ZM225 264V262H224ZM246 264V263H244ZM249 264V263H248Z\"/></svg>",
    "mask_w": 264,
    "mask_h": 264
},
{
    "label": "water",
    "instance_id": "water-1",
    "mask_svg": "<svg viewBox=\"0 0 264 264\" xmlns=\"http://www.w3.org/2000/svg\"><path fill=\"white\" fill-rule=\"evenodd\" d=\"M198 56H202L203 55V53H199V54H197ZM19 234H20V231H19V229L17 228V227H13V229L11 230V231H9L8 232V235H7V237H8V241L9 242H12L15 238H17L18 236H19Z\"/></svg>",
    "mask_w": 264,
    "mask_h": 264
}]
</instances>
